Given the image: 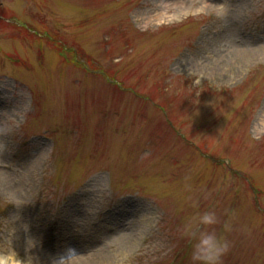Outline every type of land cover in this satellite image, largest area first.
<instances>
[{"label":"rangeland","instance_id":"obj_1","mask_svg":"<svg viewBox=\"0 0 264 264\" xmlns=\"http://www.w3.org/2000/svg\"><path fill=\"white\" fill-rule=\"evenodd\" d=\"M199 1L0 0L1 264H191L208 210L264 264V0Z\"/></svg>","mask_w":264,"mask_h":264},{"label":"clouds","instance_id":"obj_2","mask_svg":"<svg viewBox=\"0 0 264 264\" xmlns=\"http://www.w3.org/2000/svg\"><path fill=\"white\" fill-rule=\"evenodd\" d=\"M192 207H197L195 203ZM221 225L223 233L232 231L231 219L221 222L216 211L199 212L186 218L181 236L191 242V264H222V258L229 252L230 241L216 226Z\"/></svg>","mask_w":264,"mask_h":264},{"label":"bare ground","instance_id":"obj_3","mask_svg":"<svg viewBox=\"0 0 264 264\" xmlns=\"http://www.w3.org/2000/svg\"><path fill=\"white\" fill-rule=\"evenodd\" d=\"M187 3L193 4V5L199 4L200 6H203V4H204V3H202V1H199V0H182V2H176L174 4V8H176V6L178 8H182V6H185V4H187ZM171 5L167 4V7L165 8V11H171V8H173V7H171ZM142 222H144V221H142ZM140 224H142L141 220H140ZM125 240H126V238L123 239V241H125ZM0 264H1V261H0ZM12 264H13V262H12Z\"/></svg>","mask_w":264,"mask_h":264}]
</instances>
